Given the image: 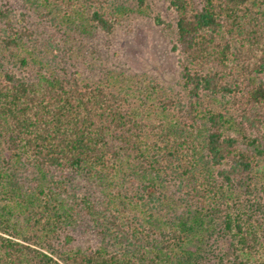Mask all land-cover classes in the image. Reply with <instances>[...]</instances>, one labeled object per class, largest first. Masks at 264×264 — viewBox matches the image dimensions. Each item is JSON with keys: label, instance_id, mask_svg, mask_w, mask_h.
I'll return each mask as SVG.
<instances>
[{"label": "trees", "instance_id": "trees-1", "mask_svg": "<svg viewBox=\"0 0 264 264\" xmlns=\"http://www.w3.org/2000/svg\"><path fill=\"white\" fill-rule=\"evenodd\" d=\"M27 1L85 34L151 14L145 0ZM167 3L177 92L60 70L0 10V264H264V0ZM56 175L103 198L69 196ZM84 216L86 249L70 234Z\"/></svg>", "mask_w": 264, "mask_h": 264}, {"label": "rangeland", "instance_id": "rangeland-1", "mask_svg": "<svg viewBox=\"0 0 264 264\" xmlns=\"http://www.w3.org/2000/svg\"><path fill=\"white\" fill-rule=\"evenodd\" d=\"M151 14H132L111 35L100 31L85 34L75 25H69L61 16L55 21L41 16L42 9L27 0H0V10L9 12L11 20L33 33L28 46L39 58L58 69L77 72L84 81L99 80L107 75L129 77L134 74L153 76L168 89L180 91L181 69L179 55L172 51L174 33L166 24L174 23V14L167 0H145ZM165 25L158 26L155 16ZM29 70L17 69L21 77H31ZM27 176V174H26ZM63 180L69 196L103 198L102 189L83 177L66 175ZM28 175L26 184L32 183ZM65 178V179H64ZM74 245L86 249L98 243L92 219L84 216L70 230Z\"/></svg>", "mask_w": 264, "mask_h": 264}]
</instances>
